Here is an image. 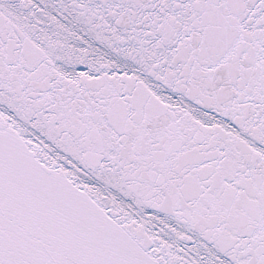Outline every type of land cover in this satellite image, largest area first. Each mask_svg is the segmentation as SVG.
Masks as SVG:
<instances>
[{
  "label": "snow or ice",
  "instance_id": "obj_1",
  "mask_svg": "<svg viewBox=\"0 0 264 264\" xmlns=\"http://www.w3.org/2000/svg\"><path fill=\"white\" fill-rule=\"evenodd\" d=\"M0 264H264V0H0Z\"/></svg>",
  "mask_w": 264,
  "mask_h": 264
}]
</instances>
